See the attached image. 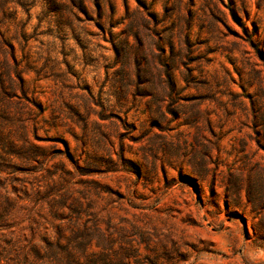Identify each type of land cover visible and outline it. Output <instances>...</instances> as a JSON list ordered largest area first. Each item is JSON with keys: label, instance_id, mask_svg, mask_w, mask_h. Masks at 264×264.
Masks as SVG:
<instances>
[{"label": "rangeland", "instance_id": "1", "mask_svg": "<svg viewBox=\"0 0 264 264\" xmlns=\"http://www.w3.org/2000/svg\"><path fill=\"white\" fill-rule=\"evenodd\" d=\"M0 32V264H264V0H3Z\"/></svg>", "mask_w": 264, "mask_h": 264}, {"label": "trees", "instance_id": "2", "mask_svg": "<svg viewBox=\"0 0 264 264\" xmlns=\"http://www.w3.org/2000/svg\"><path fill=\"white\" fill-rule=\"evenodd\" d=\"M0 1H3V0H0ZM2 37V38H1ZM2 39V40H1ZM2 41H3V34L0 32V43L2 44Z\"/></svg>", "mask_w": 264, "mask_h": 264}]
</instances>
